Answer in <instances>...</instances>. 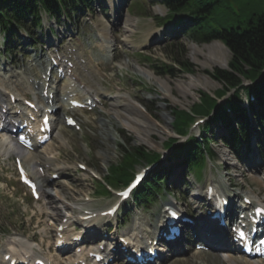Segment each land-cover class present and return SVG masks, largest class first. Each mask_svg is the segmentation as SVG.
Returning a JSON list of instances; mask_svg holds the SVG:
<instances>
[{
    "label": "rangeland",
    "instance_id": "rangeland-1",
    "mask_svg": "<svg viewBox=\"0 0 264 264\" xmlns=\"http://www.w3.org/2000/svg\"><path fill=\"white\" fill-rule=\"evenodd\" d=\"M125 1L126 6L117 12L115 29L120 35L124 34L122 25L125 14H129V17L136 20L132 33L125 34L128 42L133 43L134 46L130 43L125 45L122 42L124 49L115 52V62L102 68L103 75L97 78V85L106 90L107 100L104 106L92 112L88 117H81L78 113L80 131L65 127L60 121L55 126L51 139L38 148L41 157L48 160L46 165L42 164L43 160H34V165L29 166L32 170V172L29 171L31 175L37 173L35 177L40 192L38 200H32L28 190L17 181L18 176L13 162L14 147L8 136L0 133V246L3 248L8 245L9 235L25 238L31 236L36 241L44 237L46 243L43 245L42 252L52 258L55 263L60 261L64 264L71 263L73 252L69 254V251H65L64 254H60L49 246L51 241L49 238L54 236L57 223L61 222L67 214L79 211L77 208L98 211L106 208L116 199L114 193L106 196L97 195L94 180H92L93 175L90 173L104 177L108 165L118 161L120 149L125 146L139 145L160 151L164 141L173 134L170 107L178 106L188 109L198 101L199 91L212 95L216 89L221 87V84L206 74L204 70L226 68L230 52L223 51V59L226 60L224 65L208 64L202 67L201 64L205 62L207 56L196 53L195 49H202L206 52L205 46L217 40L205 43L195 42L186 35L185 29L180 33L176 31L170 34V27L177 25L182 18L179 14H186L190 20L204 15L203 21L214 28L241 30L248 20L264 12V0H188V6L185 9L179 11L169 23L161 25L154 16L165 15L164 5L156 0ZM194 10L198 12L195 13ZM97 18L99 21L107 22L109 16L101 9L98 11ZM97 18L95 17V20ZM41 23H43V28L41 27L35 34L39 37L41 35L45 40L50 35V29L59 32L64 27H69L61 22L51 23L44 19ZM126 23L129 24V22ZM159 28L164 29L163 40L157 41L158 34L148 42V45L154 42L150 47L144 49L147 44L139 45L145 39L144 34L149 31L157 30L162 34ZM191 28L189 27L188 30ZM86 33L88 34L84 35V31H80L78 38L84 40L89 36V32ZM188 34H190L189 31ZM14 40H17L20 45L17 37ZM135 47L140 48L135 49ZM32 48L30 44L24 46V54L29 56L33 51ZM16 51V54H10L11 59L9 55L5 58L3 51L0 52V83L6 81V86L10 88L24 85L30 73L31 62L24 59L26 56L18 52L19 50ZM143 56H151L153 61L146 60ZM174 58L181 61L186 60L187 63L193 65L192 70L190 72L179 70L178 64L173 61ZM163 62L172 64L171 75L157 74L155 68H152L151 63L159 67ZM140 65L151 70L159 78L148 81L146 79L148 73L143 74ZM34 70L37 73V69ZM161 80L167 82L168 85L164 86ZM116 91L125 96L129 95L131 97L129 99L142 106L147 114L137 119L139 121L143 119L149 127L144 123L139 130H134L126 125L127 121L122 119L121 115L127 114L123 106L116 107L118 110L112 106L116 101ZM143 105L149 108V112ZM118 112H121L120 115ZM191 126L189 130L191 134H198L201 124L193 128ZM212 129L213 133L208 134L209 137L211 136V147L214 153L209 155L212 166L204 164V160L199 158L197 162L190 163L191 171L177 165V161L169 171L167 170L169 164L163 162L166 171H169L166 177L167 182L164 184L168 188L159 191L151 202L131 200L123 205L117 214L118 220L124 216L126 218L125 223H120V228H118L120 232H133V227L142 225L146 230V224L149 222L155 225L164 204L169 202L187 209L190 214L198 217L203 208H196L197 202L193 199L195 183L190 181L192 175L200 186L205 185L209 179L217 187L228 189L230 182L237 186V189H242L249 195L264 200L262 187L264 184V122L253 118L249 129V143H243L237 154L225 148L220 142L221 129L216 126ZM78 163L85 164L87 169L79 170ZM39 166L43 167V171ZM142 166L138 165L135 171ZM54 171L59 172V176L51 179V173ZM67 203L72 204L73 210L65 207L66 204L69 208ZM74 216L75 214L65 221L64 224L68 225L66 230L73 224L76 226ZM95 222L102 223L100 219H96ZM187 237L190 240H184L181 244H171L169 250L164 252L159 264H232V261L221 259L216 247L212 246L208 251L194 249L193 237L190 234H187ZM68 260L69 263H67ZM259 263L264 264L262 261Z\"/></svg>",
    "mask_w": 264,
    "mask_h": 264
},
{
    "label": "trees",
    "instance_id": "trees-1",
    "mask_svg": "<svg viewBox=\"0 0 264 264\" xmlns=\"http://www.w3.org/2000/svg\"><path fill=\"white\" fill-rule=\"evenodd\" d=\"M91 0H0V33L4 35L6 45L10 44L11 38L16 33L17 27H24L31 31L35 26L40 25L41 11L49 16L58 18L61 12L70 15L75 13L78 7H87ZM188 0H164L169 13L165 18H159L161 23L173 19L179 11L188 6ZM195 13L198 10H194ZM205 16L196 17L193 20L190 38L196 42H209L220 40L230 51V58L227 68H214L213 71L205 70L213 79L221 84L216 89V97L231 92L227 104L232 108L234 116L229 115L223 105H216L215 98L203 91H199L198 101L188 110L178 106L170 107L172 114V128L175 133L185 134L188 123L194 115L208 116L212 119L203 128L200 139L191 136L188 141L177 144V139L168 137L164 141V148H171L167 162L176 160L177 164L189 168L190 163L203 159L204 151H210V139L206 134L210 132L211 126L217 118H220L219 125L225 131L222 135V142L234 151H237L241 142L249 136L250 120L241 110L240 101L242 93L253 94L257 103L252 107L253 115L259 121L264 122V12L256 15L247 21L244 28H214L204 22ZM199 33V34H196ZM180 70L190 72L193 66L186 60L174 58ZM158 74H172V67L162 63L160 67L153 65ZM243 80L251 82L244 85ZM212 111V114H210ZM232 112V113H233ZM236 120V123L234 121ZM175 143V145H174ZM159 161V153L144 146H125L120 149V157L116 163L107 167V173L103 181L94 180L97 195L109 194L106 184L119 188L124 185L132 176L138 165L150 164ZM170 167V166H169ZM165 168L160 165L150 173L137 187L133 193L135 201L148 200L157 193L164 185Z\"/></svg>",
    "mask_w": 264,
    "mask_h": 264
},
{
    "label": "bare ground",
    "instance_id": "bare-ground-1",
    "mask_svg": "<svg viewBox=\"0 0 264 264\" xmlns=\"http://www.w3.org/2000/svg\"><path fill=\"white\" fill-rule=\"evenodd\" d=\"M107 1L109 3L110 2H113V4L116 5V1L115 0H107ZM135 21L136 20L132 19L127 14H125L124 20H123V25H122V27L124 29V37H123V40H124L125 43H130V42H128L127 36L125 34L126 33H132V31L134 30L133 25L135 24ZM126 22H129V24H127ZM109 33H110V31L107 29L105 31H102L100 34H101V36L104 39L108 38V40H105V41L111 42L113 40V38H112L113 36L111 34L109 36L108 35ZM130 44H133V43H130ZM205 47H206V50H207L206 52L207 53L205 51H203L202 49H195L194 48L196 50V53H202L205 56H207L206 59H205V62H203L201 64L202 67H204L205 65H208V64H211V65H219L220 66V65H224L226 63V60L223 59V51L224 52L225 51L227 52V48L224 47V45L222 44V42L215 41V42L210 43V45L207 44V46H205ZM74 53H75V51L72 52L71 49H69V51H66V54L71 55L74 59L78 58V61H79V59H82L83 58V55L81 54L80 51H79V53H75V54ZM88 62H90V61L89 60L85 61V64L83 65V67L86 66V64ZM78 64H79V62L74 63V67L72 69V75L75 76V77H77V76L78 77H82V75H79L78 74V71H80V69L78 68L79 67ZM140 69L143 70V71H141V72H143V74L146 75V73H148V76L146 75V79L148 81L153 80V79H156V78H159L156 75H154L151 70H149L148 68H146L144 66H141L140 65ZM67 70H68V68H66L64 70V76L63 77H65V75L67 73ZM151 74H152V76H151ZM203 78L205 79V77H203ZM76 81L79 84L82 83L81 78H78ZM161 83L164 86H167L168 85V83L165 82L164 80H161ZM84 87L87 90V93L89 95V98H94V97L101 98V95H100L101 92L99 91V88L98 87L91 86L89 84H84ZM49 91H51V89ZM51 93H53V91ZM116 93H118V95L116 94V96H115V98H116L115 100L116 101L112 104V106L115 107V109H117V110H118V108H116V107L123 106V108L127 112V114H124V113L121 114L122 117H123V118L122 117L121 118L124 119L125 121H127V124L126 125L129 128H132L134 130H136V129L139 130L140 126L142 124H144V123H146V125H147V122L143 121V119H142V121H139L137 119V117H139V116L141 117L144 114H147L143 110L142 106L140 104H137L136 102H135L136 103L135 104L133 100L129 99V98H131L129 95H126V96L125 95H122L118 91H116ZM0 95L3 96V93H0ZM1 96H0V100L3 101V99H2L3 97H1ZM6 101H7V103H6ZM6 101L4 100L1 105L3 106V105H6V104H9L10 103L9 102V98L6 99ZM14 102H15V100H14ZM44 107H45V105H44ZM23 109L26 110L25 108H23ZM9 113H10V111H8L5 115L8 118L11 117V119L9 120V123L11 124V127H14V125L12 124V122H14L16 119H14L10 115L8 116ZM120 113L121 112H118V115H120ZM55 115L56 114H52L51 115V119H54L53 125H55L56 122L58 121V119H57V117H55ZM147 126L149 127V125H147ZM2 129L6 130L7 127L2 128ZM206 136H208V133L206 134ZM32 147H33L34 150L28 152L26 155H22L21 156V158H22L21 160L24 161L25 163H28L29 165L30 164H33V160H43L44 161L43 163H47L48 162L47 159L42 158L43 156L41 157L40 153L37 150H35L36 147H37L36 143L33 142V146ZM262 187L264 189V184L262 185ZM205 188H206V185L205 186H202V187L198 186V187L195 188V191H198L202 196H205V192H204ZM169 204L172 205V206H174L172 203H169ZM199 206H200V202L196 204V207H199ZM65 207L67 209H72L71 206H69V208H68V206L65 205ZM205 216L206 215H202L199 218L202 220ZM197 225H198V222H197ZM194 230H195V233L198 232L199 234L204 235V239L205 240H209V238H211L210 244L213 245V247H216V249H218L221 253H223L222 259L224 261H227V260L229 262L232 261V264H260L259 263V260H257V259H248V258H246L244 256H240L238 258H235L236 255L238 254L237 253V250L238 249L236 248L235 244H233V242H231V241L229 242L225 238L224 235L221 236L220 234L214 232L212 228H209L208 227V223L207 224H204L202 226V229H196L194 227ZM219 231H222V230L219 229ZM214 239H216V242H215ZM21 242H25V241L22 240ZM237 262H239V263H237Z\"/></svg>",
    "mask_w": 264,
    "mask_h": 264
}]
</instances>
